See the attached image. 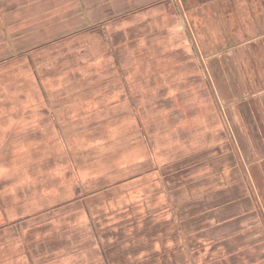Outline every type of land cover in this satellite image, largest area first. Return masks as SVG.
Listing matches in <instances>:
<instances>
[{"label":"rangeland","instance_id":"rangeland-1","mask_svg":"<svg viewBox=\"0 0 264 264\" xmlns=\"http://www.w3.org/2000/svg\"><path fill=\"white\" fill-rule=\"evenodd\" d=\"M203 1L166 0V8L162 4L160 5L163 7L153 6L148 12L145 10L132 14L128 21L115 19L96 30L94 26H87L80 32L76 30L70 33L64 39L43 44L33 52L20 53L12 50L0 58V102L12 99L10 103L0 106V120L8 117V120H4L6 133L0 138V143L12 144L8 152L0 154V179L4 178L5 182L10 183L16 170L22 168L28 173L30 166H35L29 175H34L38 183H44L47 179L52 183L47 191H29L21 184H6L3 189L8 191L2 193L0 204L7 219L6 223L0 220V228L2 230V226L6 224L5 230L14 229L19 218L17 214L30 215L46 207L45 211H53L51 214L54 216L46 215L47 219L37 216L31 222L24 221L23 232L30 241L22 240L21 243L44 242L38 235L32 238L29 236L27 232L31 225L40 226V223L53 220L55 228L49 233L55 234L49 240L50 246L46 247L39 242L35 249H24L26 255L21 254V243L16 241L17 236L12 231H6L5 236H0V243L6 245V251L1 250V262L20 264L18 261L26 260L27 264L29 258H33L34 264H40L46 259H51L47 262L52 264H75L83 258H95L97 251L91 241L90 229H87L85 222L78 224L80 202H65L68 198L70 200L78 196L80 199L84 194L93 193V187L100 188L93 186L99 178H103L101 187L125 181L140 170L138 162L142 160L150 162L149 159H153L155 162L157 157V161H160V156L167 158L179 151H188L193 146H189L187 140L194 135L184 131V127L192 126L199 131L196 135V147H199L204 140L201 130H204L206 124L203 123V118L208 121L207 126L212 127L216 125L214 120L217 115H225L231 121L228 125L230 128L236 124L233 122L234 116H257V106L253 105L257 96L252 90L248 91L245 102L236 101L237 98L234 97L235 101H230L231 104L224 108L219 103L221 95L226 94L225 97H228V90L245 89L237 70H228L230 83L224 80L220 56L221 49L227 44L217 39L226 37L232 43L231 40L236 37L235 30L239 31L244 24L242 13L247 10L244 4L246 0H234V6L238 8L241 5L242 8L241 13H237L239 19L235 17L233 20L228 17L230 11L223 12L220 5L224 2L229 6L231 3H227V0ZM211 2L213 3L210 4ZM174 4H178L180 10ZM204 4H208V8L203 7ZM179 14L181 19H178ZM196 14L204 20L199 22L197 18L195 26H191L190 17ZM185 17L189 18L188 24ZM207 31L215 33V43L191 42V35L196 34L198 40H203ZM81 50L86 55L79 70H74L76 54ZM249 50V54H243L242 63L245 65L248 62L256 70L255 41L249 44ZM212 54L219 57L210 60L204 58ZM164 59L165 66L162 64ZM60 64L68 66L69 70H40L45 66ZM129 72L132 75L128 74L129 79L126 80L124 76ZM137 73L144 75L138 78ZM132 76L134 77L131 78ZM247 80L255 83L257 88V74L248 75ZM122 86L130 90L127 99L120 93L115 97L111 95L113 90H120ZM46 97L53 101L56 114L53 123L41 119L43 121L40 122L44 123L42 127V124L37 126L38 123L28 121L27 118V121L21 123L22 132L12 128L14 118L19 115L21 119L24 117L22 114L32 108L28 105L19 107L21 100L42 101ZM114 100H124L118 103L117 114L109 107H103V110L94 115H85L84 102L87 104L86 109L93 110L91 113H94L99 109L98 105ZM67 111L68 117L64 116L61 121L62 112ZM188 120L193 123L190 124ZM218 127L227 131L225 123L221 122ZM173 137L183 141V144L177 146L181 150L170 147L174 139L168 140ZM21 152L23 153L20 154ZM155 165L157 164L154 163L153 166ZM81 179L85 181L80 182ZM140 180L134 184L141 182ZM82 182L86 186L84 190ZM128 184L110 192L119 196L125 189L133 186V183ZM140 187L138 185L134 190L138 196L142 190ZM21 190L23 193H20ZM20 200H26L22 203L25 210H19L15 214L14 207L21 206ZM90 203L91 199L87 204L90 211H93ZM68 213L70 222H75L70 233L67 228L71 224L65 219ZM27 223L29 224L25 225ZM14 236L17 243L9 252V246L15 242ZM86 237L89 238L88 248ZM82 249H86L88 255Z\"/></svg>","mask_w":264,"mask_h":264},{"label":"crops","instance_id":"crops-1","mask_svg":"<svg viewBox=\"0 0 264 264\" xmlns=\"http://www.w3.org/2000/svg\"><path fill=\"white\" fill-rule=\"evenodd\" d=\"M165 2L166 0H0V58L12 50L20 53L33 52L43 44L64 39L70 33L76 30L80 32L87 26H94L96 30L115 19L128 21L132 14L145 10L148 12L151 7L164 5ZM226 2L233 5L226 6L224 2L220 4L223 12L230 11L229 19L233 20L235 17L239 19L237 13L242 6L238 8L234 6V0ZM244 4L247 9L242 13L244 24L240 26L239 31L235 30L236 37L231 40L232 43H229L226 37L217 41L227 44L221 49L220 56L224 80L230 83L228 70H237L245 89L228 90V97H225L226 94L221 95L219 103L224 108L225 105L231 104L230 101H235L234 97L237 98L236 101L245 102L248 91L252 90L257 96L253 101V105L257 106V116H234L233 122L236 124L230 128L228 125L231 121L226 119L225 115H217L214 120L216 125L212 127L207 126L208 121L203 118L205 120L203 123L206 124L204 130H201L204 140L199 147L197 146L198 148L196 135L199 131L187 126L183 130L194 135L187 140L189 146H193L188 151H179L167 158L159 155L160 161H157V157L155 162L153 159H149L150 162L142 160L138 162L140 170L135 171L134 176L110 186L101 187L103 178L96 179L97 182H94L93 186L100 188L93 187V193L82 195V201L86 206L87 201L91 199L90 204L94 210L79 211L78 224L82 222L87 224L97 254L95 258H87L88 260L83 258L75 264H264V0H246ZM162 5L160 6L163 7ZM174 5L180 10L178 4ZM180 5L183 9V4ZM207 5L204 4L203 7L208 8ZM164 7L166 8V5ZM179 16L178 19H181V14ZM190 18L191 21L189 18L185 21L186 24L189 21L191 26H195L197 18L199 22L204 20L198 14ZM205 35V39L198 40V35L193 34L190 37L191 42H216L214 32L207 31ZM253 41L257 43V72L248 65V62L245 65L242 63L244 62L242 56L245 53L249 54V44ZM85 55L84 50L77 52L74 70H79ZM215 57L219 56L212 54L204 58L210 60ZM166 59L162 62L163 66L166 65ZM52 69L69 70L68 66L62 64L54 67L45 66L40 70ZM243 73L245 76H242ZM128 74L132 75V72L125 74L126 80L129 79ZM254 74H257V88L255 83H249L247 80L248 75ZM143 75L136 74L138 78ZM36 81L39 83L37 79ZM206 86L209 88L207 82ZM119 93L127 99L130 90L122 86L120 90H113L111 95L115 97ZM211 100H214L213 96ZM11 101L12 99L1 101L0 106ZM122 101L114 100L105 105L100 104L94 113H91L93 110L86 109L87 104L84 102L85 115H94L103 110V107H109L117 114L118 103ZM19 103H21L19 107L28 105L32 108L24 112L26 114L23 113L24 117L21 119L19 115L14 118L12 128L15 127L17 131L22 132L21 123L27 121V118L28 121L38 123L37 126L42 124V127L44 123L40 121L54 122L56 114L52 106L53 101L49 97L42 101L27 99ZM127 113L126 110L125 114ZM68 114L69 111L62 112L60 120L62 121L64 116L68 117ZM4 120H8V117L0 120V138L6 133ZM187 122L193 123L189 120ZM221 122L226 124L227 131L218 127ZM171 140L173 142L170 147L183 144V141L176 137L169 139L168 142ZM15 145L19 146L17 143ZM11 147V143H0V154L8 152ZM176 150L181 148L177 147ZM152 163L157 165L153 166ZM152 166L153 168H150ZM35 168L30 166L27 171ZM16 171L10 183L5 182L4 178L0 179V198L3 192L8 191L3 189L6 184H21L29 191L50 189L52 183L48 179L44 183H38L34 175H29L30 171L27 173L22 168ZM138 179H141V182L134 184ZM82 180L85 181L84 179L79 181ZM83 182L84 190L86 186ZM128 183H133V186L125 189L119 196L110 192ZM138 185L141 186L139 189H142L139 196L134 193ZM73 186L76 187L75 184ZM20 193H23V190ZM74 198L70 200L68 198L65 202H71L75 200ZM25 201L20 200L21 206L14 207L15 214L23 210L22 203ZM46 208L30 215L17 214L19 218L15 224L18 228L5 230L4 228H7L5 224L2 230L0 228V236H5L6 231H12L17 236L16 241L19 240L20 243L22 240L30 241L25 237L22 225L26 223L24 221L31 222L37 216L42 219H47L46 215L53 217L52 211H45ZM0 212V220L5 221L7 218L5 219L1 204ZM38 213L40 214L37 215ZM91 216L100 232L98 241L89 226ZM69 218L68 213L65 219ZM45 223L51 224L52 221ZM42 224L44 223H40V226L31 225L27 233L31 238L38 235L39 239L44 240L39 242L48 247L51 245L49 240L55 235L49 233H52L54 228L42 230ZM71 227L67 228L69 233ZM85 240L88 248L89 238L86 237ZM16 241L9 246V252ZM39 242L37 244L22 242L21 254L26 255L23 250L30 251L32 247L35 249ZM86 249L81 251L85 250V255H88ZM1 250L6 251V245L2 242L0 243L2 255ZM50 260H43L40 264H52L47 262ZM18 262L26 264V260ZM0 264L7 263L0 260ZM27 264H34L33 258H29Z\"/></svg>","mask_w":264,"mask_h":264},{"label":"trees","instance_id":"trees-1","mask_svg":"<svg viewBox=\"0 0 264 264\" xmlns=\"http://www.w3.org/2000/svg\"><path fill=\"white\" fill-rule=\"evenodd\" d=\"M75 200H73V202H75L76 200L78 201V202H80V205H81V211H84V212H90V208H89V206L87 205H85L84 204V202L82 201V197H80V199H78V196L76 197V198H74ZM62 204H64V203H62ZM62 204H57V205H62ZM83 205V206H82ZM82 207H83V209H82ZM51 213H53V211L51 212ZM54 216V215H53ZM57 219H55V221H56ZM68 221H69V223L71 224V226L75 223V222H70V220L69 219H67ZM50 221V220H49ZM48 221V222H49ZM52 221V223H53V220H51ZM90 221V225L89 226H91V228H92V230H93V235H94V237H95V239H96V241H98V235H100V232L98 231V229H97V226H96V224H95V220H94V218L91 216V219L89 220ZM52 223L51 224H46L45 223V225L44 224H42L41 225V228H42V230H45V229H50L49 227H53V225H52ZM98 226H99V224H98ZM54 228V227H53ZM55 229V228H54ZM55 236V235H54Z\"/></svg>","mask_w":264,"mask_h":264},{"label":"bare ground","instance_id":"bare-ground-1","mask_svg":"<svg viewBox=\"0 0 264 264\" xmlns=\"http://www.w3.org/2000/svg\"><path fill=\"white\" fill-rule=\"evenodd\" d=\"M198 116V115H197ZM163 120V119H162Z\"/></svg>","mask_w":264,"mask_h":264}]
</instances>
